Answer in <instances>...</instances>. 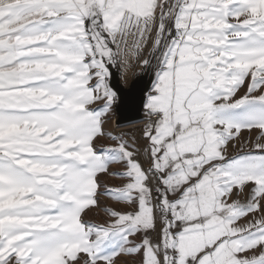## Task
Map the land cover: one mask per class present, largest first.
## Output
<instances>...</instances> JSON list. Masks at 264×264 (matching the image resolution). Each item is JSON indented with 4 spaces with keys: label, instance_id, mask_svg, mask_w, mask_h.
I'll list each match as a JSON object with an SVG mask.
<instances>
[{
    "label": "snow or ice",
    "instance_id": "obj_1",
    "mask_svg": "<svg viewBox=\"0 0 264 264\" xmlns=\"http://www.w3.org/2000/svg\"><path fill=\"white\" fill-rule=\"evenodd\" d=\"M0 264H264V0H0Z\"/></svg>",
    "mask_w": 264,
    "mask_h": 264
},
{
    "label": "water",
    "instance_id": "obj_2",
    "mask_svg": "<svg viewBox=\"0 0 264 264\" xmlns=\"http://www.w3.org/2000/svg\"><path fill=\"white\" fill-rule=\"evenodd\" d=\"M113 83H118L119 86L127 93L129 89L135 87V89H145L150 88L153 76L151 73L144 72L140 67L137 68L134 75L124 81L121 79V69L113 68ZM128 115L131 116V119H125L123 121L124 126L136 124L142 122L144 120V113L143 110L133 111ZM120 119L119 115L114 116V125L116 127L117 120Z\"/></svg>",
    "mask_w": 264,
    "mask_h": 264
},
{
    "label": "rangeland",
    "instance_id": "obj_3",
    "mask_svg": "<svg viewBox=\"0 0 264 264\" xmlns=\"http://www.w3.org/2000/svg\"><path fill=\"white\" fill-rule=\"evenodd\" d=\"M137 68H138V66H134V67H132V68L126 70V71L123 70V69H121V72H124L123 80L126 81V80L130 79L134 75V73L137 70ZM112 120L114 121V117H113ZM142 127L143 126H139L138 128H135V129H127V130H124V131L130 132V133H139V131H140V129ZM108 182H109V184L112 183L111 180H109ZM87 218H91V219H94V220L99 221L100 219H102V216H97L96 213H89V216Z\"/></svg>",
    "mask_w": 264,
    "mask_h": 264
},
{
    "label": "bare ground",
    "instance_id": "obj_4",
    "mask_svg": "<svg viewBox=\"0 0 264 264\" xmlns=\"http://www.w3.org/2000/svg\"><path fill=\"white\" fill-rule=\"evenodd\" d=\"M139 126H143V123L142 122H139V123H136V124L124 126L123 127V131L124 130H127V129H135V128H138ZM112 127L115 128V125H114V121L113 120H112Z\"/></svg>",
    "mask_w": 264,
    "mask_h": 264
}]
</instances>
